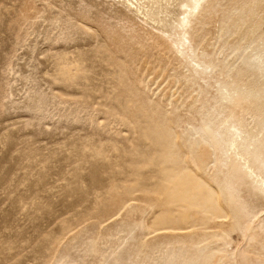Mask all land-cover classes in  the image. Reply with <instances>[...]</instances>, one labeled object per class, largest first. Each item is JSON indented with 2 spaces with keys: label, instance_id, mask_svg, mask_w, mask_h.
Masks as SVG:
<instances>
[{
  "label": "rangeland",
  "instance_id": "374dc122",
  "mask_svg": "<svg viewBox=\"0 0 264 264\" xmlns=\"http://www.w3.org/2000/svg\"><path fill=\"white\" fill-rule=\"evenodd\" d=\"M263 184L264 0H0V264H264Z\"/></svg>",
  "mask_w": 264,
  "mask_h": 264
},
{
  "label": "bare ground",
  "instance_id": "6f19581e",
  "mask_svg": "<svg viewBox=\"0 0 264 264\" xmlns=\"http://www.w3.org/2000/svg\"><path fill=\"white\" fill-rule=\"evenodd\" d=\"M129 3L132 4L133 2H129ZM130 4H129V5H130ZM133 6H134V5H133ZM214 124H215V123H214ZM216 124H217V123H216ZM238 124H239V123H238ZM243 124H244V123H243ZM236 132H237V131H236ZM213 139H214V138H213ZM211 141H212V140H211ZM233 141H234V140H233ZM233 141H232V142H233ZM218 142H219V141H218ZM233 145H234V147H235V145H236L235 142L233 143ZM240 157H241V156H240ZM241 158L243 159V161H244L246 164L248 163V161L245 160L243 157H241ZM242 159H241V160H242ZM253 174H255V173L253 172ZM255 175H256V174H255ZM263 185H264V184H263Z\"/></svg>",
  "mask_w": 264,
  "mask_h": 264
}]
</instances>
